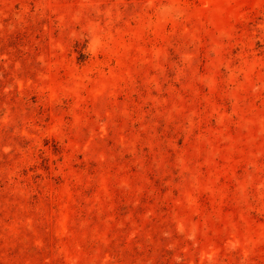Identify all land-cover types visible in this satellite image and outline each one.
<instances>
[{"label": "rangeland", "instance_id": "rangeland-1", "mask_svg": "<svg viewBox=\"0 0 264 264\" xmlns=\"http://www.w3.org/2000/svg\"><path fill=\"white\" fill-rule=\"evenodd\" d=\"M0 264H264V0H0Z\"/></svg>", "mask_w": 264, "mask_h": 264}]
</instances>
